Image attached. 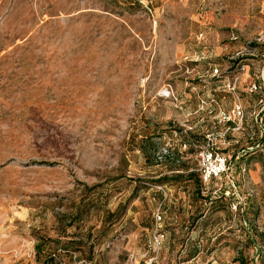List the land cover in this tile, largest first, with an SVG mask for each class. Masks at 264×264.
Wrapping results in <instances>:
<instances>
[{
  "label": "rangeland",
  "instance_id": "obj_1",
  "mask_svg": "<svg viewBox=\"0 0 264 264\" xmlns=\"http://www.w3.org/2000/svg\"><path fill=\"white\" fill-rule=\"evenodd\" d=\"M0 264H264V0H0Z\"/></svg>",
  "mask_w": 264,
  "mask_h": 264
},
{
  "label": "built area",
  "instance_id": "obj_2",
  "mask_svg": "<svg viewBox=\"0 0 264 264\" xmlns=\"http://www.w3.org/2000/svg\"><path fill=\"white\" fill-rule=\"evenodd\" d=\"M217 73V70H215ZM234 115L242 116L240 109H235ZM209 141H211L209 139ZM199 172L201 180L204 184H208L214 181L225 180L227 190L235 188V185L230 181L231 163L219 152L214 151L210 143L207 142L206 147L201 149L198 153ZM155 221L159 223L162 220L161 213L157 211L155 213ZM164 234L160 231H155L152 236L153 248L158 250L163 243Z\"/></svg>",
  "mask_w": 264,
  "mask_h": 264
},
{
  "label": "trees",
  "instance_id": "obj_3",
  "mask_svg": "<svg viewBox=\"0 0 264 264\" xmlns=\"http://www.w3.org/2000/svg\"><path fill=\"white\" fill-rule=\"evenodd\" d=\"M250 46L253 47V48H256L258 46V44L252 43ZM199 181H200V184H201L202 183L201 177H200V180Z\"/></svg>",
  "mask_w": 264,
  "mask_h": 264
}]
</instances>
